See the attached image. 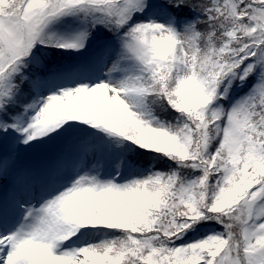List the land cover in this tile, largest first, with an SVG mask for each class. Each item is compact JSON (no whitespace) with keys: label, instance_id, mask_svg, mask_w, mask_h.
Wrapping results in <instances>:
<instances>
[{"label":"snow or ice","instance_id":"obj_1","mask_svg":"<svg viewBox=\"0 0 264 264\" xmlns=\"http://www.w3.org/2000/svg\"><path fill=\"white\" fill-rule=\"evenodd\" d=\"M0 264H264V0H0Z\"/></svg>","mask_w":264,"mask_h":264}]
</instances>
